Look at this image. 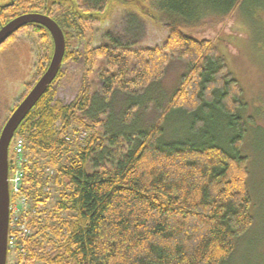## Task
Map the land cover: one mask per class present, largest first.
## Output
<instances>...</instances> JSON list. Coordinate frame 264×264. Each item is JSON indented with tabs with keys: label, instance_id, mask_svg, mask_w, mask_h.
<instances>
[{
	"label": "trees",
	"instance_id": "16d2710c",
	"mask_svg": "<svg viewBox=\"0 0 264 264\" xmlns=\"http://www.w3.org/2000/svg\"><path fill=\"white\" fill-rule=\"evenodd\" d=\"M72 1L75 9L59 0H0V28L21 15H47L65 36L63 65L85 68L72 103L57 99L61 70L14 135L10 171L14 143L22 140L31 233L19 238L21 249L10 250V264H230L237 241L255 223L249 159L241 153L253 120L217 42L250 0H125L166 31L164 44L154 48H134L136 41L112 30L96 46L95 14L110 0ZM25 33L35 42L34 78L0 133L53 56L52 36L37 24L0 51ZM171 59L186 61L187 71L157 122L117 130L100 119L116 94L138 99L157 84ZM93 75L101 98L89 84ZM134 108L125 115L129 123ZM174 112L193 124L184 138L170 140L164 124ZM214 117L228 138L212 133Z\"/></svg>",
	"mask_w": 264,
	"mask_h": 264
},
{
	"label": "rangeland",
	"instance_id": "374dc122",
	"mask_svg": "<svg viewBox=\"0 0 264 264\" xmlns=\"http://www.w3.org/2000/svg\"><path fill=\"white\" fill-rule=\"evenodd\" d=\"M59 1L75 9L72 0ZM9 2L3 0L2 5ZM255 5L254 0L248 1L238 20L225 26L218 34L221 41L217 42L229 72L244 89L245 115L253 120L248 124V134L241 153L249 159L248 186L255 223L248 234L237 241V252L230 264H264V5ZM137 13L136 6L125 0H110L105 12L95 14V45L104 44V35L112 30L126 39L136 41L134 48L162 46L166 31ZM78 48L77 44L74 49ZM35 55V42L26 33L0 51V129L15 103L33 81ZM61 70L63 78L55 85L57 99L70 104L79 94L85 68L82 62H68ZM186 71V61L171 59L164 77L157 84L141 92L138 99L116 94L107 104V113L100 115V119L108 121L109 125L111 122V129L117 130L122 124L128 127L133 122L140 129L151 127L167 108ZM89 84L93 94L101 98L100 84L95 75L89 78ZM132 105L136 111L132 110L133 120L129 123L125 115ZM217 117L210 119L212 133L217 137L228 138L231 134H225V125L221 119L216 121ZM192 124L193 119L183 118L179 112H174L164 124L166 139L184 138ZM102 129L106 132L105 128ZM11 262L12 257L9 255L8 264Z\"/></svg>",
	"mask_w": 264,
	"mask_h": 264
},
{
	"label": "water",
	"instance_id": "95a60500",
	"mask_svg": "<svg viewBox=\"0 0 264 264\" xmlns=\"http://www.w3.org/2000/svg\"><path fill=\"white\" fill-rule=\"evenodd\" d=\"M29 24L46 28L53 39L50 65L31 91L13 111L0 133V264H8L11 219L10 151L14 135L40 99L58 77L66 52L65 36L59 25L47 15L32 13L18 16L0 28V47Z\"/></svg>",
	"mask_w": 264,
	"mask_h": 264
},
{
	"label": "built area",
	"instance_id": "2783aa9c",
	"mask_svg": "<svg viewBox=\"0 0 264 264\" xmlns=\"http://www.w3.org/2000/svg\"><path fill=\"white\" fill-rule=\"evenodd\" d=\"M24 152L25 145L23 141H15L12 157L13 169L10 172L9 179L11 187L9 250L12 251L19 247V244H17L19 238L26 239L31 233L27 224L29 197L23 191L24 165L27 163Z\"/></svg>",
	"mask_w": 264,
	"mask_h": 264
}]
</instances>
